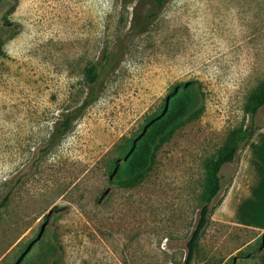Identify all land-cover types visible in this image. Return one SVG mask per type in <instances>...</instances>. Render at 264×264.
Here are the masks:
<instances>
[{
    "label": "rangeland",
    "instance_id": "1",
    "mask_svg": "<svg viewBox=\"0 0 264 264\" xmlns=\"http://www.w3.org/2000/svg\"><path fill=\"white\" fill-rule=\"evenodd\" d=\"M0 0V193L84 100L97 98L41 158L0 216V264H183L207 190L206 166L248 123L264 83V0ZM198 85L201 108L119 184L171 89ZM255 124L264 125V106ZM236 163L220 170L223 189ZM217 201V199L215 200ZM191 264H264V236L211 221Z\"/></svg>",
    "mask_w": 264,
    "mask_h": 264
},
{
    "label": "trees",
    "instance_id": "2",
    "mask_svg": "<svg viewBox=\"0 0 264 264\" xmlns=\"http://www.w3.org/2000/svg\"><path fill=\"white\" fill-rule=\"evenodd\" d=\"M153 8L144 13L142 23L155 20L160 10L168 0H152ZM99 73L95 65H90L85 72V85L88 88L84 100L74 109L64 114L58 120L49 139L36 147L33 156L12 177L8 189L0 193V216L8 206L9 201L25 180L37 170L43 155L49 152L57 141L66 134L73 121L79 117L87 106L97 98ZM201 94L198 85L191 82H181L171 89V96L165 101L161 111H155L146 116V126L141 137L134 143L133 150L124 164L117 171L119 184L137 180L149 171L154 163L158 149L170 139L172 134L201 108ZM264 106V83L251 96L245 106L249 116L248 123L240 127L232 137L227 147L221 148L210 158L206 166L207 190L198 211L194 227L186 241V253L183 264H191L201 234L209 225L214 209L221 202L228 185L223 189L220 170L224 165L237 163L241 151L248 145L255 132L262 126L255 124L258 111ZM217 199V201H215Z\"/></svg>",
    "mask_w": 264,
    "mask_h": 264
},
{
    "label": "crops",
    "instance_id": "3",
    "mask_svg": "<svg viewBox=\"0 0 264 264\" xmlns=\"http://www.w3.org/2000/svg\"><path fill=\"white\" fill-rule=\"evenodd\" d=\"M211 221L249 228L264 236V125L241 151Z\"/></svg>",
    "mask_w": 264,
    "mask_h": 264
}]
</instances>
